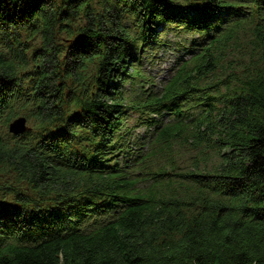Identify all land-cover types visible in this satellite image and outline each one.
<instances>
[{
  "label": "trees",
  "instance_id": "1",
  "mask_svg": "<svg viewBox=\"0 0 264 264\" xmlns=\"http://www.w3.org/2000/svg\"><path fill=\"white\" fill-rule=\"evenodd\" d=\"M0 264H264V0H0Z\"/></svg>",
  "mask_w": 264,
  "mask_h": 264
},
{
  "label": "rangeland",
  "instance_id": "2",
  "mask_svg": "<svg viewBox=\"0 0 264 264\" xmlns=\"http://www.w3.org/2000/svg\"><path fill=\"white\" fill-rule=\"evenodd\" d=\"M203 35L197 32L187 34L164 30L160 34V41L148 49L145 56L142 55L140 61L141 72L150 80V83L158 87L169 78L173 64L178 57L182 56L184 58L189 45L193 41L200 42ZM129 123V125L132 124L130 120ZM26 124L29 126L28 123ZM137 132L140 131L137 130Z\"/></svg>",
  "mask_w": 264,
  "mask_h": 264
},
{
  "label": "water",
  "instance_id": "3",
  "mask_svg": "<svg viewBox=\"0 0 264 264\" xmlns=\"http://www.w3.org/2000/svg\"><path fill=\"white\" fill-rule=\"evenodd\" d=\"M26 123H27L26 119L22 116L14 118L8 124V128H7L8 132L15 136L28 132L31 130V128L27 126Z\"/></svg>",
  "mask_w": 264,
  "mask_h": 264
}]
</instances>
